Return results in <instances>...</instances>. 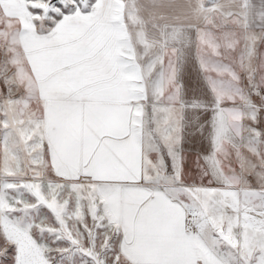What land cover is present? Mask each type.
<instances>
[{
  "label": "snow or ice",
  "instance_id": "1",
  "mask_svg": "<svg viewBox=\"0 0 264 264\" xmlns=\"http://www.w3.org/2000/svg\"><path fill=\"white\" fill-rule=\"evenodd\" d=\"M0 264H264V0H0Z\"/></svg>",
  "mask_w": 264,
  "mask_h": 264
}]
</instances>
